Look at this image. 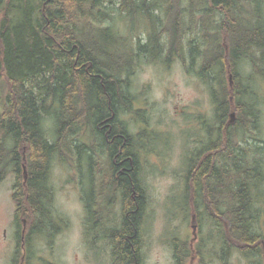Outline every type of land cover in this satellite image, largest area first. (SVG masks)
<instances>
[{
    "label": "trees",
    "instance_id": "trees-1",
    "mask_svg": "<svg viewBox=\"0 0 264 264\" xmlns=\"http://www.w3.org/2000/svg\"><path fill=\"white\" fill-rule=\"evenodd\" d=\"M142 59H180L207 86L219 124L211 127L213 146L235 115L220 158L211 164L203 158V138L187 154L184 190L172 202L214 232L197 243V264L211 256L221 262L233 247L245 258L261 257L253 189L263 181L256 82L264 79V0H0V183L14 176L15 224H50L53 163L58 157L72 165L74 151L91 174L86 212H111L116 199L128 212L112 238L120 262L135 264L136 224L147 207L140 173L146 147L139 139L149 132L133 134L124 111L140 117L130 89ZM248 66L251 77L244 75ZM49 118L53 140L45 130ZM205 120L199 117L203 130ZM237 146L245 157H236ZM211 239L218 252L208 251ZM172 245L176 264H188L187 241Z\"/></svg>",
    "mask_w": 264,
    "mask_h": 264
},
{
    "label": "rangeland",
    "instance_id": "rangeland-1",
    "mask_svg": "<svg viewBox=\"0 0 264 264\" xmlns=\"http://www.w3.org/2000/svg\"><path fill=\"white\" fill-rule=\"evenodd\" d=\"M143 37L142 35V39ZM187 51L189 49L185 51L186 56L189 55ZM165 56L166 49L162 58ZM246 70L244 75L251 77V68L248 66ZM257 82L256 88L263 100L260 129L256 133L264 140V79L258 78ZM131 85L130 90L137 100L134 108H139L140 117L137 113L124 111V118L129 120L133 134H138L139 128L142 127L149 132V138H142L146 152L140 169L146 192V212L150 221L147 224L144 264H174L172 240L180 238L190 241L197 229L193 231L190 226V212L173 210L176 206H173L172 202L182 196L184 190L186 156L191 149L198 146L197 139L204 135L199 117L210 118L214 111L207 86L195 74H190L180 59L171 60L170 63L140 60L134 70ZM45 130L48 138L53 140L52 119L45 120ZM257 144L264 145L261 142ZM73 153L72 165H67L56 157L51 171L54 215L65 218L68 224V231L55 238L54 246L63 264H84L80 262L87 257L86 245L81 238L86 212L82 198L90 192L92 182L85 156L80 158L74 151ZM13 184V175H8L0 183V264H18V260L13 261L16 225L15 207L11 199ZM97 185L96 179V194ZM253 192L257 210L255 228L264 234V162L263 181ZM115 201L111 212L119 214L120 202L117 199ZM213 234L209 225H202V238L207 235L213 238ZM210 242L212 239L208 243ZM37 244L42 253L48 255L47 244H43L41 240ZM208 260L211 264H222L215 256ZM191 264L197 263L192 260ZM230 264H264V253L257 259L239 258L238 254H234L230 258Z\"/></svg>",
    "mask_w": 264,
    "mask_h": 264
},
{
    "label": "flooded vegetation",
    "instance_id": "flooded-vegetation-1",
    "mask_svg": "<svg viewBox=\"0 0 264 264\" xmlns=\"http://www.w3.org/2000/svg\"><path fill=\"white\" fill-rule=\"evenodd\" d=\"M235 116V115H234ZM231 119V118H230ZM226 122L221 130L220 136H216L217 139L221 137L220 145L215 147L212 145L214 141V132L212 131V126L214 125V114L210 116V118H206L205 122L207 123L208 128L204 131V135L202 134V138L206 141L205 154L203 156L204 159H208L210 164L213 161H216L220 158L221 154L225 152L226 146V128L229 123H233L235 121V117L232 122ZM216 120V119H215ZM217 123V122H215ZM219 124L217 123V126ZM200 138V140L202 139ZM140 143L143 145L144 140L142 138L139 139ZM199 140L197 139V142ZM197 146L191 152H196ZM234 151H241V154H237L236 157L239 158L241 156L245 157L244 149L237 147L231 148ZM190 152V153H191ZM254 155L248 154L247 158H254ZM256 156V155H255ZM84 223L81 232V238L85 242V248L87 250V257L85 259H81L80 262L84 264H122L119 258L116 256V250L113 244V232L117 231L121 228L123 222L128 217V212H84ZM189 213V212H188ZM50 224L49 225H37L32 224L28 225L25 221L21 225L14 226L15 233V251L13 261L16 262L18 260V264H63L62 260H60V255L56 253V247L54 246L55 238L60 236L62 233L68 231V224L65 218L58 217L54 215V212L50 213ZM191 218V228L193 231L197 229V233H194V238L190 241L187 239H180L181 241H187V247L189 249L188 254V264L192 263V260L196 261L195 258V247L197 243L202 239L200 235V231L202 228L201 221L198 219V215L196 212H190ZM58 217V219H57ZM36 220V219H35ZM35 222V221H34ZM58 222L60 224H58ZM148 212H140V219L138 221L136 233H137V260L135 264H144L145 263V246L147 240V224L149 223ZM225 228H228V224H224ZM196 234V235H195ZM209 238V235L206 236ZM41 240L43 244H47L48 255L43 254L41 247H38V241ZM173 242V240H172ZM208 251L211 253L213 250L212 242H206ZM173 248V259L174 264L175 255H174V247ZM219 249H214L213 252H218ZM238 254L239 258H243L240 254L239 247L231 248L228 252V255L225 260H221L222 264H230V258L234 255ZM63 256V255H62ZM63 258V257H62ZM79 262L78 259H75ZM79 262V263H80ZM65 263V261H64ZM209 264L211 262L209 261Z\"/></svg>",
    "mask_w": 264,
    "mask_h": 264
},
{
    "label": "water",
    "instance_id": "water-1",
    "mask_svg": "<svg viewBox=\"0 0 264 264\" xmlns=\"http://www.w3.org/2000/svg\"><path fill=\"white\" fill-rule=\"evenodd\" d=\"M229 79H230V83L232 84V82H231V77H229ZM235 116H234V114L232 113L231 115H230V122H232V120H233V118H234Z\"/></svg>",
    "mask_w": 264,
    "mask_h": 264
},
{
    "label": "bare ground",
    "instance_id": "bare-ground-1",
    "mask_svg": "<svg viewBox=\"0 0 264 264\" xmlns=\"http://www.w3.org/2000/svg\"><path fill=\"white\" fill-rule=\"evenodd\" d=\"M237 154H239V155H240V154H241V151H239ZM237 154H236V155H237ZM97 177H98V176H97Z\"/></svg>",
    "mask_w": 264,
    "mask_h": 264
}]
</instances>
